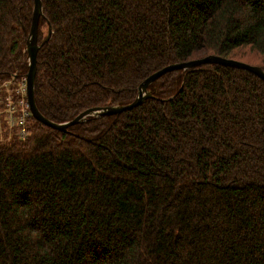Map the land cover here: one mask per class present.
<instances>
[{"label": "trees", "instance_id": "1", "mask_svg": "<svg viewBox=\"0 0 264 264\" xmlns=\"http://www.w3.org/2000/svg\"><path fill=\"white\" fill-rule=\"evenodd\" d=\"M41 2L34 101L54 122L207 54L264 70V0ZM32 11L0 0V86L28 71ZM148 89L0 140V264H264V81L210 64Z\"/></svg>", "mask_w": 264, "mask_h": 264}, {"label": "water", "instance_id": "2", "mask_svg": "<svg viewBox=\"0 0 264 264\" xmlns=\"http://www.w3.org/2000/svg\"><path fill=\"white\" fill-rule=\"evenodd\" d=\"M33 1V11L31 16V24L28 36L25 42V52L27 55L28 61V71L25 75V88H26V98L29 105V109L33 118L38 121L40 124L50 127L55 130L65 131L69 126H72L77 123L85 122L88 117H102V116H111L118 115L124 111L131 110L140 104H142L146 99L153 97L148 87L161 76L168 72L175 70H190L204 65L217 64L221 66H229L237 68L240 70L247 71L252 73L264 81V70L256 65L248 64L243 61L225 58L215 54H207L202 57L189 59L182 62H177L173 64L166 65L161 69L151 73L143 81L140 82L137 88V94L135 98L126 104H112L103 107H92L89 108L70 121L66 122H54L43 116L34 101V78L36 74V61H37V52L40 48V44L37 42V30L40 17L43 15V5L41 0H32ZM50 30L45 38V41L49 38Z\"/></svg>", "mask_w": 264, "mask_h": 264}, {"label": "built area", "instance_id": "3", "mask_svg": "<svg viewBox=\"0 0 264 264\" xmlns=\"http://www.w3.org/2000/svg\"><path fill=\"white\" fill-rule=\"evenodd\" d=\"M31 111L26 98L25 77L11 88V81L0 86V140L29 135Z\"/></svg>", "mask_w": 264, "mask_h": 264}]
</instances>
